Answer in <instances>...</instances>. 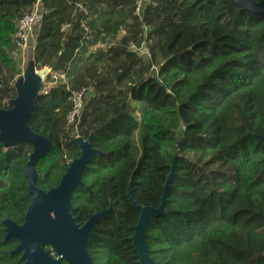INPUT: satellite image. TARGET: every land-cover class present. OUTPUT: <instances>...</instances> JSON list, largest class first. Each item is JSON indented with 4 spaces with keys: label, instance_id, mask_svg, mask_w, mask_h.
<instances>
[{
    "label": "trees",
    "instance_id": "obj_1",
    "mask_svg": "<svg viewBox=\"0 0 264 264\" xmlns=\"http://www.w3.org/2000/svg\"><path fill=\"white\" fill-rule=\"evenodd\" d=\"M35 2L0 0V108L18 95L15 33ZM41 11L30 63L51 70L28 124L52 148L36 163L37 185L58 186L79 157L67 115L73 92L88 87L78 135L93 134L102 154L71 212L84 224L113 207L89 237L95 264H143L128 193L159 206L173 163L165 211L148 226L153 260L264 264V141L253 136H264V15L232 0H42ZM32 151L0 141V264H22L3 221L24 222Z\"/></svg>",
    "mask_w": 264,
    "mask_h": 264
},
{
    "label": "water",
    "instance_id": "obj_2",
    "mask_svg": "<svg viewBox=\"0 0 264 264\" xmlns=\"http://www.w3.org/2000/svg\"><path fill=\"white\" fill-rule=\"evenodd\" d=\"M253 15H264V0H232ZM49 67L36 69L33 65L25 72L21 82H17L18 95L12 101V107L0 108V141L8 146L30 144L33 151L25 165L28 191L32 196L23 224L5 219V239L16 238L19 242L12 252H22V264H95L89 252V237L100 218L109 209L90 213L84 224L73 216L72 199L77 186L89 190L82 179L83 173L96 155L102 152L93 147L94 135L88 139L76 138L80 146V155L68 166L58 186L49 191L38 187L37 161L47 155L52 142L46 136L36 133L28 124L35 107V100L50 72ZM264 141L262 134H253ZM175 163L164 186L159 206H142L136 202L129 191L133 205L140 210V217L132 236L143 264H157L150 255L148 245V226L152 218L159 217L165 211L169 186L175 176Z\"/></svg>",
    "mask_w": 264,
    "mask_h": 264
},
{
    "label": "built area",
    "instance_id": "obj_3",
    "mask_svg": "<svg viewBox=\"0 0 264 264\" xmlns=\"http://www.w3.org/2000/svg\"><path fill=\"white\" fill-rule=\"evenodd\" d=\"M41 3L42 0H36L34 7L25 15H23L18 22L15 38L17 41L16 53L19 52V54L17 55V58H15L20 66L21 62H24V58L27 57V54L32 53L35 49V30L37 29V26L40 24L43 18ZM142 3L143 0H139L140 7L142 6ZM134 49L140 53H145L144 46H142L141 48L134 47ZM88 91V87H82L75 90L71 97L72 106L67 115V128L70 130H74L77 137H79L78 127L81 120L82 111L89 94Z\"/></svg>",
    "mask_w": 264,
    "mask_h": 264
},
{
    "label": "rangeland",
    "instance_id": "obj_4",
    "mask_svg": "<svg viewBox=\"0 0 264 264\" xmlns=\"http://www.w3.org/2000/svg\"><path fill=\"white\" fill-rule=\"evenodd\" d=\"M18 54H19V52L18 53L14 52L13 56L17 58ZM30 58H31L30 55L27 54V57L24 58V62H21V66L20 67L22 68L23 73H22V75L20 77H18L17 82H21L24 79L25 72L29 68V65L31 64L30 63ZM133 105H134L135 108H140V107H143L145 105V103L144 102H138V103H135Z\"/></svg>",
    "mask_w": 264,
    "mask_h": 264
},
{
    "label": "crops",
    "instance_id": "obj_5",
    "mask_svg": "<svg viewBox=\"0 0 264 264\" xmlns=\"http://www.w3.org/2000/svg\"><path fill=\"white\" fill-rule=\"evenodd\" d=\"M98 48H99V45L93 47L92 50H93V49H98ZM17 80H18V78H17ZM16 84H17V83H16Z\"/></svg>",
    "mask_w": 264,
    "mask_h": 264
}]
</instances>
